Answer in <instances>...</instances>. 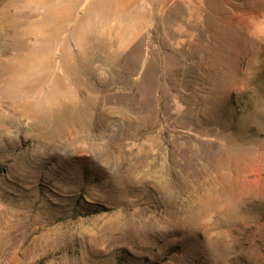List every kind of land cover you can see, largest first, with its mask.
<instances>
[{
	"label": "rangeland",
	"instance_id": "374dc122",
	"mask_svg": "<svg viewBox=\"0 0 264 264\" xmlns=\"http://www.w3.org/2000/svg\"><path fill=\"white\" fill-rule=\"evenodd\" d=\"M148 1L0 0V264H264V0Z\"/></svg>",
	"mask_w": 264,
	"mask_h": 264
},
{
	"label": "crops",
	"instance_id": "0c3cea01",
	"mask_svg": "<svg viewBox=\"0 0 264 264\" xmlns=\"http://www.w3.org/2000/svg\"><path fill=\"white\" fill-rule=\"evenodd\" d=\"M101 6H104L106 9V13H107V17H106V22L108 24L106 25H102L101 27H105V28H110V29H131L132 28V20H131V16L129 15V17L127 18V20H119L117 19L116 15H115V9L116 7H120L123 8L124 11H126V8H129L132 6L133 3L137 4H141L144 5V11L145 13H152L151 11H149L148 9V4L149 1L148 0H98ZM163 5L162 8H165L164 6H167L168 8L171 7L172 4H174V2L176 0H159ZM152 4V2L150 3ZM158 13H161L160 8L157 9ZM165 12V11H164ZM157 12H155V15H159ZM101 17L102 20L105 21V17H104V11H102L101 13ZM157 19V18H156ZM141 24L139 25L140 29H147L149 27H152L153 25H151V21H148V19L141 20L140 21Z\"/></svg>",
	"mask_w": 264,
	"mask_h": 264
}]
</instances>
